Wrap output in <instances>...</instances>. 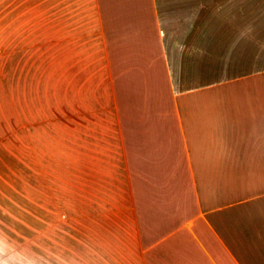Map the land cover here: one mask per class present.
Segmentation results:
<instances>
[{
	"label": "crops",
	"instance_id": "crops-1",
	"mask_svg": "<svg viewBox=\"0 0 264 264\" xmlns=\"http://www.w3.org/2000/svg\"><path fill=\"white\" fill-rule=\"evenodd\" d=\"M9 166L32 264H264V0H0Z\"/></svg>",
	"mask_w": 264,
	"mask_h": 264
},
{
	"label": "rangeland",
	"instance_id": "rangeland-1",
	"mask_svg": "<svg viewBox=\"0 0 264 264\" xmlns=\"http://www.w3.org/2000/svg\"><path fill=\"white\" fill-rule=\"evenodd\" d=\"M6 173L7 180L0 181V264H32L31 230L15 226L30 221V215L16 213L15 167L9 166Z\"/></svg>",
	"mask_w": 264,
	"mask_h": 264
}]
</instances>
